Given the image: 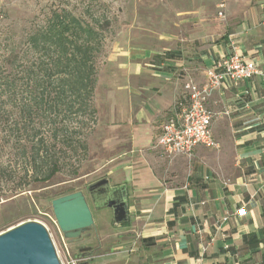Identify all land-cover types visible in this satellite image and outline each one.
<instances>
[{"label": "crops", "instance_id": "crops-1", "mask_svg": "<svg viewBox=\"0 0 264 264\" xmlns=\"http://www.w3.org/2000/svg\"><path fill=\"white\" fill-rule=\"evenodd\" d=\"M185 1L163 14L169 30L143 28L112 47L107 114L127 135L110 140L127 148L109 178L127 187L130 221L89 264H264V78L229 80L208 99L219 148L168 158L157 146L185 83H204L234 46L264 72V0Z\"/></svg>", "mask_w": 264, "mask_h": 264}, {"label": "rangeland", "instance_id": "rangeland-1", "mask_svg": "<svg viewBox=\"0 0 264 264\" xmlns=\"http://www.w3.org/2000/svg\"><path fill=\"white\" fill-rule=\"evenodd\" d=\"M190 5L185 0H0V76L10 73L11 61L16 55L25 56L28 35L42 26L54 10L71 11L84 23L91 24L102 37V46L96 58L98 82L94 94L98 113L95 120L83 119L79 124L81 127L75 130V139L78 136L86 138L89 146L87 152L80 148L69 151L67 164L52 180L19 189L21 181H24L20 177L30 170L31 164L17 149L19 142H16V138L26 139L31 132L12 130L7 117L6 122L0 119V144H3L0 147V232L24 221L35 220L44 224L57 239L59 226L52 208L56 194L71 188L85 189L89 184L110 176L109 171L115 163L109 162L110 159L127 148L112 144L110 140L127 135L121 127L116 131L111 127L107 114L105 80L112 47L126 40L129 34L136 36L143 28L169 30L173 19L163 14L176 7L186 9ZM221 5L217 14L225 19V12L224 16L219 14L223 11ZM18 64L16 71L22 77V68ZM23 94L18 92L19 97H23ZM10 105L7 111L12 113L14 109ZM76 169L80 170L78 175L74 174ZM92 210L95 225L84 242L93 245L95 255L105 254L112 250L127 223L116 225L113 211L108 207H92ZM69 245L76 255L74 245ZM114 250L119 251L117 247ZM110 262V258L105 256L95 258V264Z\"/></svg>", "mask_w": 264, "mask_h": 264}, {"label": "trees", "instance_id": "trees-1", "mask_svg": "<svg viewBox=\"0 0 264 264\" xmlns=\"http://www.w3.org/2000/svg\"><path fill=\"white\" fill-rule=\"evenodd\" d=\"M27 44L25 56L16 55L10 73L0 76V119L7 117L12 130L31 132L26 139L16 138L17 149L31 164V173L27 170L20 177L24 181L19 189L52 180L67 164L69 151H88L86 138L75 139V130L83 119L95 120L98 113L94 94L102 37L91 24L61 9L28 35ZM8 105L14 114L7 111ZM76 190L66 189L55 197Z\"/></svg>", "mask_w": 264, "mask_h": 264}, {"label": "water", "instance_id": "water-1", "mask_svg": "<svg viewBox=\"0 0 264 264\" xmlns=\"http://www.w3.org/2000/svg\"><path fill=\"white\" fill-rule=\"evenodd\" d=\"M109 191L106 197H97L96 191ZM95 207L113 211L114 223L122 226L130 221V206L125 184L112 186L109 177H103L86 187ZM56 221L65 238L81 239L90 232L95 219L84 189L58 196L52 200ZM90 251L92 248H86ZM80 249L76 258H90ZM89 260L80 264H89ZM0 264H63L47 227L39 221L27 220L0 232Z\"/></svg>", "mask_w": 264, "mask_h": 264}, {"label": "built area", "instance_id": "built-area-1", "mask_svg": "<svg viewBox=\"0 0 264 264\" xmlns=\"http://www.w3.org/2000/svg\"><path fill=\"white\" fill-rule=\"evenodd\" d=\"M221 7L223 8L224 4ZM219 14L224 16L222 10ZM255 76L264 78V72L255 61L239 53L234 46L228 55L220 58L213 68L207 70L204 83L199 84L192 80L186 82L187 101L181 103L179 111L162 126V133L157 142L162 153L168 158H174L180 155L190 156L198 146L219 148L212 129L216 113L208 107V99L229 80H248ZM51 236L63 264H80L81 261L89 260L76 258L69 240L64 237L59 227L58 238L53 234Z\"/></svg>", "mask_w": 264, "mask_h": 264}, {"label": "flooded vegetation", "instance_id": "flooded-vegetation-1", "mask_svg": "<svg viewBox=\"0 0 264 264\" xmlns=\"http://www.w3.org/2000/svg\"><path fill=\"white\" fill-rule=\"evenodd\" d=\"M84 190L86 192V195H87V198L89 200V203H90L91 207H95V204H94L93 199H92V195L87 191L86 188ZM108 194H109V191L107 189L105 190L103 188H100V189H98V191H96V196L97 197H101V196L102 197H106ZM90 232H87L79 240H74V241H70L69 240V242L74 245V249H75L76 254L79 253V250L80 249H84L83 253L84 254L89 253L88 254L89 257H90L89 259L90 260H93V253L96 251V249L93 247V245L84 242L85 239H87L88 237H90V234H91ZM88 247H91L92 249L90 251H87L86 248H88Z\"/></svg>", "mask_w": 264, "mask_h": 264}]
</instances>
